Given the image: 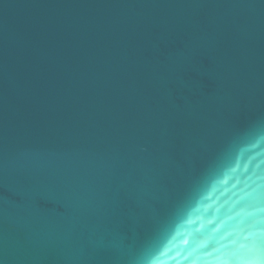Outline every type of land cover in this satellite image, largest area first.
<instances>
[{
  "label": "water",
  "instance_id": "1",
  "mask_svg": "<svg viewBox=\"0 0 264 264\" xmlns=\"http://www.w3.org/2000/svg\"><path fill=\"white\" fill-rule=\"evenodd\" d=\"M0 264H264V0H0Z\"/></svg>",
  "mask_w": 264,
  "mask_h": 264
}]
</instances>
